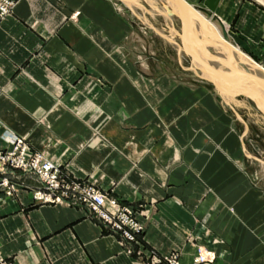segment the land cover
<instances>
[{
  "label": "crops",
  "instance_id": "1",
  "mask_svg": "<svg viewBox=\"0 0 264 264\" xmlns=\"http://www.w3.org/2000/svg\"><path fill=\"white\" fill-rule=\"evenodd\" d=\"M14 1L0 16V148L23 136L66 181L130 205L143 231L129 241L82 205L33 204L38 179L9 169L0 178L19 188L0 193L4 256L13 264H147L144 252L180 248L190 264L200 245L213 264H264V187L242 170L243 121L229 106L201 80L144 61L146 34L119 1ZM187 1L218 16L234 45L264 67L263 6Z\"/></svg>",
  "mask_w": 264,
  "mask_h": 264
},
{
  "label": "rangeland",
  "instance_id": "2",
  "mask_svg": "<svg viewBox=\"0 0 264 264\" xmlns=\"http://www.w3.org/2000/svg\"><path fill=\"white\" fill-rule=\"evenodd\" d=\"M115 1L116 2L119 1L125 4L126 7H128V9L132 12L133 16L141 23V27H143V31L146 34L145 37L143 38L142 49H141L142 59L144 61L148 62L150 66H152L153 69H156V72L158 73L166 70L168 72L173 73L175 78H182L184 80H189V81L201 80L211 91L217 94V96H219L222 99V101H224L229 106L231 111L240 120L243 121V124L239 123V126H238L239 130L242 131V144H243L242 170L247 174L252 184L256 186L264 187V104L257 102L256 101L257 99L254 100L247 93H244V91H239L231 86V84L233 85L235 84L236 86H238V85H242L243 83H246L249 88L250 87L249 85L251 83L249 79L236 78V80L234 79V81L233 79L229 80V78H232L236 73L231 66L234 67L235 65V67H237L238 72L248 74L245 67L238 61L237 63L235 62L234 64V62H232L229 58L227 59L223 55L219 54L220 55L219 56L218 54H216L215 50L211 48L210 46L205 45L203 40L198 35H193L195 40H191L186 31L187 28L184 29L181 23L180 15L171 14L167 16L163 14L164 13L163 11L169 10V8L166 6L167 4L165 3V0H123V1L115 0ZM251 1L264 7L263 0L261 1L251 0ZM187 3L191 4L188 1ZM194 25H199L198 26L200 28L199 31H201L203 36L207 37L206 32L208 31L205 28L206 26L205 25L203 26V23H199V21H195ZM226 27L227 25L225 24V28ZM226 30L228 34L230 35V31H229L230 28L227 27ZM194 43L195 44L198 43L199 46L201 47L205 45L204 47H206L208 54L210 53L209 57L206 56V54H204L202 50L198 48H193L191 45H193ZM188 45L193 51V54L195 55V57L197 58L196 59L197 62H195L194 59L193 60L191 59V56L188 51L189 49ZM150 48L152 49L153 53H150ZM250 57L253 60H255L257 63H259L255 58H253L252 56ZM218 58L221 60V64L224 65L223 66L224 68L223 67L222 68L225 70V72L224 70L220 71L221 73L217 71L219 74L216 75L212 71V69L216 71L214 66ZM165 60H167V62H165ZM228 62L231 63V65H228ZM203 64L205 67L203 66ZM200 76L205 77L207 79L210 78V79L217 80L218 84L220 83V85H218L216 88L211 82H208L207 80L203 78H200ZM222 78L226 79L228 82L224 80L225 82L223 83ZM246 84L245 85L243 84V86L247 87ZM261 95H264V92L261 93ZM11 136L4 138L6 146L3 148H0V153L1 152L4 153L11 148L9 145V139ZM15 136L22 138L23 142L26 144L25 154L27 157H31L32 155L37 153V152L29 153L28 144L25 138L23 136H18V135H15ZM1 166H0V174L5 173L9 169L20 170L21 172L32 174L38 179L37 175L34 174L33 172H28L21 168H15L8 164L3 165L2 167ZM4 178H6L10 182V185L13 186L12 187L13 189L11 190L10 194L6 193V188L5 186L2 185V180ZM62 178L64 177L62 176ZM0 184H1L0 193L4 196H12L16 194L19 188L16 182H14L13 180L9 179L6 176H2L0 178ZM40 185L41 184L39 181V184L36 187H32L29 189L33 204L41 203V202L36 201V199L33 196L34 191ZM65 201L67 202L75 201L72 204L82 205L83 208L86 209L85 204L80 200L78 201L71 200V198L69 197V198H66ZM121 206H130V205L123 204ZM132 211H133V217L135 219L134 210L132 209ZM95 215L97 216L96 213ZM135 221L137 222L136 219ZM137 223L141 226L142 229L139 233L135 234V238L137 234H140L143 231V226L139 222ZM107 225L112 229V227L109 224ZM124 238L127 239L126 237ZM129 241H134V240H129ZM195 248H196V254L193 257L190 264H205V263L213 264V261L215 259V254L211 250H208L205 247L200 246V245H196ZM152 251L155 252L154 250L144 252L145 253L144 258L147 264L149 263V260H148L149 258L147 255L148 253ZM173 251L178 252L179 254L178 260L180 264H183L180 260L181 249L176 248V249H173L171 252ZM204 251L210 252L208 255L209 256L208 260L210 262L196 263L194 258L200 252L203 254ZM127 252H130V249H127ZM171 252H169L168 254H170ZM155 253L160 257L168 255V254L161 255V254H158L157 252Z\"/></svg>",
  "mask_w": 264,
  "mask_h": 264
},
{
  "label": "built area",
  "instance_id": "3",
  "mask_svg": "<svg viewBox=\"0 0 264 264\" xmlns=\"http://www.w3.org/2000/svg\"><path fill=\"white\" fill-rule=\"evenodd\" d=\"M14 4V0H0V16L3 17L9 14ZM9 145L11 148L8 151L0 153V166L8 164L36 174L41 184L34 191L33 196L36 201L55 203L63 202L69 197L71 200H80L85 204L88 212L96 213L112 229L120 231L129 240H135V234L139 233L142 228L135 221L130 206L118 205L115 200L91 184L66 181L60 175L59 168L41 152L27 157L25 154L26 144L22 138L15 135L11 136ZM2 185L5 186L6 193L10 194L13 186L10 185V182L6 178L2 180ZM74 202L71 201L69 203L72 204ZM203 254L200 252L194 258L196 263L210 262L208 260L209 256L204 257ZM178 255V252L173 251L168 255L160 257L152 251L147 255L149 258L148 264H180ZM0 264H13L3 255L1 249Z\"/></svg>",
  "mask_w": 264,
  "mask_h": 264
},
{
  "label": "bare ground",
  "instance_id": "4",
  "mask_svg": "<svg viewBox=\"0 0 264 264\" xmlns=\"http://www.w3.org/2000/svg\"><path fill=\"white\" fill-rule=\"evenodd\" d=\"M259 1H261V0H259ZM165 3L167 4L166 6L169 8V10L163 11L164 12V13L162 12L163 14H165L167 16H169L171 14L180 15V10H179V7L177 6L175 0H165ZM187 17H188L189 23H188L186 31H187L188 36L190 37L191 40H195L193 35H198L203 40L205 45L210 46L211 48H216V50H218L216 52L218 55L220 54V55L225 56L227 59L229 58L232 62H234V64H235V62L237 63V61L240 62L245 67L246 71L248 72V75H254L257 78H259L261 81L264 82V67L261 64L257 63L249 55L245 54L242 50H240L238 47H236L234 45V43L230 40L229 34L226 30L227 27L225 28L224 22L222 23V21H221V19H219V17L213 15L210 12H207L206 10L202 9V7L200 8V7L194 6L193 4L187 5ZM195 21H199V23H203V26L204 25L206 26L205 28L208 31V32H206L207 37L203 36L201 31H199L200 28L198 26L200 24L194 25ZM192 28H194V29H192ZM201 28H202V26H201ZM191 46L193 48H198V49L202 50L203 53L209 57L210 53L208 54L206 47H204V46L201 47V46H199L198 43L197 44L194 43ZM219 58H221V57H219ZM216 61L218 62V60H216ZM219 61L221 62L220 59H219ZM228 65H231V63L228 62ZM223 66L224 65L221 66V63H220V65L217 66V68H216V63H215L214 68L220 72V71L224 70ZM231 67L234 69L235 72L238 71L237 67H235V65H234V67L233 66H231ZM224 72H225V70H224ZM220 75H222V74H220ZM222 79H223V83L225 81H227L224 78H222ZM243 84L245 85L246 83H243ZM243 84L238 85V86H236L235 84H234L235 86L233 84H231V86L233 88L239 90V91H244V93H247L254 100L257 99L256 100L257 102L264 104V95H261V93H263L264 90L256 87L252 82L250 83L249 88H248L247 84H246L247 87L243 86ZM219 85H220V83H219ZM203 255H205V254H203Z\"/></svg>",
  "mask_w": 264,
  "mask_h": 264
},
{
  "label": "water",
  "instance_id": "5",
  "mask_svg": "<svg viewBox=\"0 0 264 264\" xmlns=\"http://www.w3.org/2000/svg\"><path fill=\"white\" fill-rule=\"evenodd\" d=\"M123 1V0H122ZM177 6L179 7V10H180V16H181V23L185 28H187L188 26V17H187V1L186 0H175ZM203 9V8H202ZM188 51H189V54L191 56V59L195 60V62H197V58L195 57V55L193 54V51L191 50L190 46L188 45ZM202 64V63H200ZM204 66V64H203ZM199 67V66H198ZM205 67V66H204ZM212 71L218 75L219 73L217 72V70L215 71L214 69H212ZM236 78H241V79H249L256 87L264 90V82L261 81L259 78H257L256 76L254 75H248L246 73H241V72H238L236 71L235 75L232 77V78H229V80H234Z\"/></svg>",
  "mask_w": 264,
  "mask_h": 264
}]
</instances>
